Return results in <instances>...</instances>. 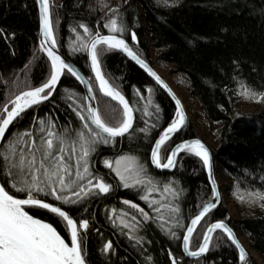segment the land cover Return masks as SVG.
I'll return each instance as SVG.
<instances>
[{
	"label": "trees",
	"instance_id": "obj_1",
	"mask_svg": "<svg viewBox=\"0 0 264 264\" xmlns=\"http://www.w3.org/2000/svg\"><path fill=\"white\" fill-rule=\"evenodd\" d=\"M50 4L54 34L60 41L59 51L92 84L96 108L110 123H116L122 109L99 93L87 52L72 49L79 46L77 33L82 38L87 36L80 24L101 35L112 34L102 26L112 17L109 9L119 8V15L128 28L123 38L139 58L155 70H161L163 78L181 97L198 105L212 122L219 124L211 148L214 173L235 207L240 208L244 203L246 211L245 215L234 219L221 201L193 233L190 249L199 247L208 225L223 221L264 261V199H260L264 195V111L254 113L236 108V102L241 99L261 96L264 102V0H50ZM131 32L136 33V42L131 41ZM49 65L38 44L36 0H0V111L6 105L11 107L10 101L16 94L43 83L49 74ZM101 67L109 83L136 111L130 132L116 139L114 145H99L94 156L93 167L97 174L113 185L114 190L107 196L89 200L84 206H73L70 212L74 218L90 222L85 236L87 264H171L169 252L180 264H237L236 249L220 231L212 233L209 251L203 257L190 260L183 256L181 240L187 224L212 198L204 165L198 157L182 152L170 172L154 171L149 162L150 150L175 118L173 104L118 51L103 56ZM65 89L69 91L66 93ZM72 93L76 94L77 102H81L84 94L80 85L72 76H62L54 99L35 110L30 109L21 120L20 130L28 127L33 116H51L56 118L58 126L78 127L80 122L68 107L71 101L67 96ZM156 105H159V113L155 112ZM145 111L152 115L146 116ZM112 116L116 119H111ZM152 124L156 127L152 128ZM146 127L147 133L140 131ZM10 130L16 131L15 128ZM192 138L200 139V136L188 119L183 129L162 147L161 156L166 157L177 143ZM122 155L137 158L157 187L162 189L164 184L171 183L180 192L179 198L173 201L180 206V222L185 225L177 229L180 240L166 235L157 222L143 221L135 209L123 203L130 200L149 215H155L146 203L140 202L137 191L125 189L103 165V160ZM64 208L67 210L69 206ZM29 212L52 223L69 242L65 224L58 217L45 210ZM122 213H127L123 219L135 225L134 231L123 228L116 219ZM133 215L139 224L132 220ZM130 236L142 238L141 242L137 244ZM108 241L112 242L113 250L102 254L101 249ZM248 264L259 263L250 257Z\"/></svg>",
	"mask_w": 264,
	"mask_h": 264
},
{
	"label": "snow or ice",
	"instance_id": "obj_2",
	"mask_svg": "<svg viewBox=\"0 0 264 264\" xmlns=\"http://www.w3.org/2000/svg\"><path fill=\"white\" fill-rule=\"evenodd\" d=\"M36 2L39 4L40 30L43 37L40 49L46 53L47 61L50 62L49 74L39 86H30L28 90L16 94L10 101L11 107L6 105L0 111V264H87L85 236L90 222L88 219L74 218L70 212L73 206H84L89 200L101 195L107 196L114 190L113 185L97 174L93 167L94 156L99 145H114L117 138L129 133L133 128L136 111L129 100L106 79L102 72L101 58L114 50L122 51L148 70L163 88L167 89V85L148 68L123 38L128 28L119 15V8H110L109 11L114 18L110 17L102 27L112 34L101 35L99 31L93 32L87 25L80 24L79 27L87 36L82 38L77 33L79 46L73 47L72 51L88 53L100 92L122 106L120 118L116 123H110L100 110L90 103L96 97L92 84L86 83L88 95L82 97L81 102H77L75 93L67 96L71 101L68 107L80 122L78 127L58 126L56 118L51 116L47 118L33 116L28 127L20 130L21 120L30 109L35 110L54 99L62 76L70 75L84 83V77L58 51L60 41L54 34L50 0ZM72 31L75 32L76 29L73 28ZM130 37L131 41H137L135 32H131ZM68 91L65 89L66 93ZM168 91L170 92V89ZM148 92L151 93L152 89H148ZM139 94L137 90V95ZM176 108L175 118L154 142L151 163L157 169H173L176 166V158L184 152L198 157L203 162L211 180V154L198 139L182 141L176 144L166 157L161 156L162 147L185 125L186 117L179 100H176ZM112 111L115 112L114 109ZM155 112H160L159 105L155 106ZM145 115L151 116L152 113L145 111ZM156 118L159 119L158 115ZM111 119L116 117L112 116ZM151 127L155 128L156 124H152ZM11 128H15L16 131H11ZM140 131L147 133L149 129L146 127ZM131 159L134 158L121 156L115 161L105 159L103 165L115 173L125 189L142 186L145 194L141 195L140 199L145 201L155 215H149L143 207L130 200H124L123 203L135 209L143 221L157 222L166 235L180 240L181 236L177 234V229L185 228V225L180 222V206L173 204V201L179 198L180 192L171 183L164 184L161 189L151 178H140V173L146 172L142 167L137 172V178L129 183L126 173L132 169V165L124 164L123 168L121 165L122 162ZM154 192L159 194V199L153 196ZM211 192L212 202L201 207L182 236L184 253L189 257L205 255L209 251L212 233L219 229L239 249L241 264H246L245 249L223 221L208 225L197 250L190 249L197 226L217 206L215 202L219 199L218 189L214 187ZM260 199H264V195L260 196ZM64 206L69 208L66 210ZM26 209L46 210L47 213L54 214L64 222L70 235V242H66L65 237L52 223L36 218ZM84 211L87 212L88 209L85 207ZM112 212L116 215L115 209ZM126 215L127 213H122L117 215L116 219L123 228L134 231L135 225L123 219ZM132 220L140 223L136 215L132 216ZM113 224L115 225V220ZM130 239L139 244L142 238L130 236ZM112 250L113 244L108 241L101 252L111 253ZM168 255L171 257V264H180L171 252Z\"/></svg>",
	"mask_w": 264,
	"mask_h": 264
},
{
	"label": "rangeland",
	"instance_id": "obj_3",
	"mask_svg": "<svg viewBox=\"0 0 264 264\" xmlns=\"http://www.w3.org/2000/svg\"><path fill=\"white\" fill-rule=\"evenodd\" d=\"M159 74H161L162 76L164 75L163 72L161 70H157ZM167 81V80H166ZM169 83V82H168ZM170 84V83H169ZM171 85V84H170ZM172 86V85H171ZM173 87V86H172ZM174 88V87H173ZM175 90V88H174ZM176 91V90H175ZM177 95L179 96V98L181 99L185 110L187 112L188 115V119L190 121H192V123L195 125L198 134L200 136V139L211 149L214 146V138L218 135L219 132V124L216 122H212L207 116L206 114L199 108L198 105L189 102L187 100H185L183 97H181L178 92L176 91ZM236 108L242 111H247V112H258L263 110L264 111V102H262V98L261 96H257L254 99L251 100H245V99H241L239 101L236 102ZM125 157H130V158H134L128 161H124L122 162L121 167L123 168L124 164H131L132 165V169L126 173V177L128 179L129 183H132L136 178H137V172L141 169V167L143 169H145L143 167V165H141L139 163V161L137 160V158L133 157V156H129V155H122ZM121 157V156H119ZM119 157L113 159L112 161H115L116 159H118ZM113 174L115 175V173L113 172ZM116 177V176H115ZM117 178V177H116ZM140 178L142 179H146L149 178L145 172H141L140 173ZM118 179V178H117ZM119 180V179H118ZM218 183L219 186H221V201H223V203L225 204L229 215L234 218V219H239L241 216L245 215V204L242 203L240 208L235 207V204H233L230 200V195L228 194V192H226V190L224 189L223 185L221 184L220 179L218 178ZM157 186V185H156ZM128 189H132L134 191H137L139 194V200L140 202H144V200L140 199L141 195L145 194V191L143 190L142 186H137V187H132V188H128ZM153 196H155L156 199H159V194L158 193H153ZM259 215V214H257ZM120 222V221H119ZM125 222H127V220H125ZM128 223L130 224V222L128 221ZM244 242L245 240L243 238H241ZM246 243V242H245ZM247 244V243H246ZM248 245V244H247ZM249 247V245H248ZM250 248V247H249ZM251 249V248H250ZM254 252V251H253ZM255 253V252H254ZM256 254V253H255ZM257 255V254H256ZM252 256V255H251ZM257 257L260 259V257L257 255ZM252 258L259 264H264V261H262V259H260L261 261H258L256 258H254L252 256Z\"/></svg>",
	"mask_w": 264,
	"mask_h": 264
},
{
	"label": "water",
	"instance_id": "obj_4",
	"mask_svg": "<svg viewBox=\"0 0 264 264\" xmlns=\"http://www.w3.org/2000/svg\"><path fill=\"white\" fill-rule=\"evenodd\" d=\"M36 4H37V12H38V44H39V47H40V42H41V40L43 39V37H42V33H41V30H40V28H41V22H40V11H39V4L36 2ZM89 47H90V45H89ZM58 51H59V49H58ZM116 51H118L119 53H121L126 59H128L132 64H134L139 70H141L152 82H154L164 93H165V95L169 98V100L171 101V103L173 104V106H174V108H175V111H177V108H176V100H179L180 101V104H181V106H182V109H183V112H184V114H185V117H186V120H185V124H186V122H187V120H188V115H187V112H186V110H185V107H184V105H183V103H182V101H181V99L179 98V96L177 95V93H176V91L174 90V88L163 78V76L161 75V74H159L158 73V71L157 70H155L154 68H152L148 63H146L145 61V63L148 65V68L152 71V72H155L160 78H161V80L163 81V84H165V85H167V89H165V88H163L160 84H158L157 82H156V79L153 77V76H151L150 74H149V72H148V70H146L145 68H142L141 66H140V64H138L136 61H134V60H132L130 57H128L127 56V54L126 53H123L122 51H119V50H116ZM43 52V51H42ZM44 53V55L46 56V53L45 52H43ZM59 53L62 55V56H64L60 51H59ZM66 59H67V61L76 69V71L77 72H79L80 73V75L81 76H83L84 77V83H81L80 81H78L75 77H73L76 81H77V83L80 85V87L82 88V91H83V94H84V97L85 96H87L88 95V91H87V89H86V87H85V84L86 83H89V81L87 80V78L85 77V75L81 72V70L77 67V66H75L66 56H64ZM87 61H88V65H89V68H90V71H91V74H92V77H93V79H94V81H95V75H94V73H93V71H92V68H91V63H90V57H89V55H88V53H87ZM143 61V60H142ZM95 83H96V86H97V88H98V91H99V93L103 96V97H105V98H107L108 100H110V101H112L113 103H115L116 105H118L121 109H122V106L121 105H119L118 104V102L117 101H114V100H112L110 97H107V96H105V95H103V93H101L100 92V90H99V87H98V83L95 81ZM170 89V92L168 91ZM88 101H85V103H87ZM90 103L94 106V107H96V100L94 99V100H92V101H90ZM11 105V104H10ZM23 115V114H22ZM185 126V125H184ZM183 126V127H184ZM183 129V128H182ZM181 129V130H182ZM130 132V131H129ZM163 132V131H162ZM180 132V131H179ZM178 132V133H179ZM177 133V134H178ZM127 135V134H126ZM125 135V136H126ZM160 136V135H159ZM159 136L156 138V140L157 139H159ZM120 138H123V137H120ZM120 138H117V139H120ZM200 140L207 148H208V150H209V152H210V154H211V163H212V178H211V180H210V178H209V175H208V169L204 166V168H205V172H206V177H207V180H208V183H209V185H210V187H211V189L212 188H217L218 189V192H219V186L217 185V182H216V180H215V177H214V166H213V158H212V151H211V149L201 140V139H199V138H192V139H188V140H184V141H193V140ZM155 140V141H156ZM154 141V142H155ZM182 142V141H181ZM180 143V142H179ZM178 144V143H177ZM153 146H154V143H153V145H152V147H151V150H152V148H153ZM175 147V146H174ZM173 147V148H174ZM151 150H150V154H149V162H150V166H151V168L154 170V171H156V172H159V173H168V172H170L172 169H157V168H155V166L151 163ZM203 163V162H202ZM213 181H215V183H213ZM221 196H220V193H219V199L215 202L216 203V205H218V204H220V202H221ZM209 202H212V198H211V200L209 201ZM208 202V203H209ZM204 206V205H203ZM202 206V207H203ZM200 209L201 208H199L194 214H193V216L191 217V219L192 218H194V216L196 215V214H198V212L200 211ZM46 211V210H45ZM191 219L189 220V222H188V224H187V226L188 225H190V221H191ZM46 222V221H45ZM216 222H218V221H216ZM213 223H215V222H213ZM225 223V222H224ZM231 230H232V228L227 224V223H225ZM198 227V226H197ZM197 229V228H196ZM216 231H220V232H222L225 236H226V234L222 231V230H216ZM233 231V230H232ZM186 232V229H185V231H184V233ZM233 233H234V235H235V237L237 238V240L239 241V243L241 244V246L244 248V246L242 245V242H241V238L240 237H238L236 234H235V232L233 231ZM69 235V234H68ZM227 237V236H226ZM202 241H203V237H202V239H201V242H200V244L202 243ZM230 241V240H229ZM69 242H70V235H69ZM231 242V241H230ZM232 244V243H231ZM233 245V244H232ZM234 246V248L236 249V251H237V254H238V262H237V264H241V261H240V259H239V249H237L236 248V246L235 245H233ZM245 249V248H244ZM197 250V249H196ZM181 252H182V254H183V256L185 257V258H187V259H190V260H196V259H199V258H201V257H203L204 255H202V256H200V257H189V256H187L185 253H184V249H183V244H182V240H181ZM245 253H246V264H248V261H249V258L250 257H252L251 256V254L249 253V251H247V249H245Z\"/></svg>",
	"mask_w": 264,
	"mask_h": 264
},
{
	"label": "bare ground",
	"instance_id": "obj_5",
	"mask_svg": "<svg viewBox=\"0 0 264 264\" xmlns=\"http://www.w3.org/2000/svg\"><path fill=\"white\" fill-rule=\"evenodd\" d=\"M69 59V58H68ZM70 60V59H69ZM71 61V60H70ZM72 62V61H71ZM73 63V62H72ZM74 64V63H73ZM75 65V64H74ZM76 66V65H75ZM82 72V71H81ZM91 72V71H90ZM86 77V76H85ZM88 80V79H87ZM214 177H215V180L217 182V185L219 186V183H218V177L215 175L214 173ZM241 242H242V245L244 246L245 249H247V251H249V253L254 257L256 258L258 261H261L257 255L248 247V245L241 239ZM262 262V261H261Z\"/></svg>",
	"mask_w": 264,
	"mask_h": 264
}]
</instances>
